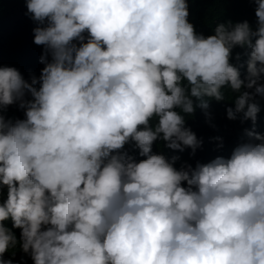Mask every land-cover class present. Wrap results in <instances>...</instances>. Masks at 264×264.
Wrapping results in <instances>:
<instances>
[{"label":"clouds","instance_id":"1","mask_svg":"<svg viewBox=\"0 0 264 264\" xmlns=\"http://www.w3.org/2000/svg\"><path fill=\"white\" fill-rule=\"evenodd\" d=\"M25 2L45 66L30 81L0 66V112L18 104L25 115L0 114V264H13L4 254L17 243L34 264H264V135L247 131L259 143L195 168L152 153L161 139L194 154L201 141L181 112L195 111L193 98L206 111L225 86L254 88L227 117L255 125L264 0L255 30L229 21L207 37L187 0ZM236 46L250 49L244 80L230 64ZM129 142L146 159L122 151Z\"/></svg>","mask_w":264,"mask_h":264},{"label":"trees","instance_id":"2","mask_svg":"<svg viewBox=\"0 0 264 264\" xmlns=\"http://www.w3.org/2000/svg\"><path fill=\"white\" fill-rule=\"evenodd\" d=\"M187 3L189 11L187 19L198 35L205 37L213 35L218 24H227L229 21L232 24L247 21L253 30L257 28L255 16L257 5L254 0H187ZM37 26V22L31 19V14H27L25 0H0V66L15 67L29 81L32 75L38 78L45 66L40 59L44 53V46H38L33 42V29ZM84 35L87 39L88 34ZM75 43L78 44V42ZM249 53L250 49L240 46L234 47L231 51L230 64L238 69L242 80L247 76L246 62ZM238 55L239 59H237ZM47 58L51 60L50 55ZM258 83L264 84V75ZM222 91L225 97L222 101L205 98L209 101L206 111L198 107L199 101L193 98L195 111L191 114L181 112L185 119V126L190 128L201 141L200 147L194 154L192 149L187 147L182 152L169 149L161 139L153 143L152 153L164 155L169 160L173 156L179 157L173 165L179 170L184 165L195 168L197 163L207 164L216 157L229 159L239 145L248 142L259 143V141L250 140L246 132L254 129L256 133L264 135V96L257 95L254 98L260 110L253 125L250 119L242 120V113L238 114L235 120L228 119L227 108L234 109L235 99L243 91L254 92V88L242 87L240 92H235L225 86ZM26 98L31 99L30 96ZM15 106L16 108L10 111L3 109L0 114L6 120L13 122L17 119H25L24 110L20 109L18 104ZM150 123L154 127L157 119L153 118ZM122 151H127L137 162L146 159L139 155V150L132 142L125 144ZM182 186L187 187L186 182H182ZM7 191V186L0 187V203L7 199ZM4 223L12 228L10 219ZM12 231L19 241L21 230L12 229ZM4 259H11L13 264H34L30 255L21 250L19 243L4 254Z\"/></svg>","mask_w":264,"mask_h":264}]
</instances>
